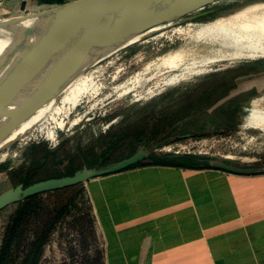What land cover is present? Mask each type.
Here are the masks:
<instances>
[{"label":"rangeland","instance_id":"rangeland-1","mask_svg":"<svg viewBox=\"0 0 264 264\" xmlns=\"http://www.w3.org/2000/svg\"><path fill=\"white\" fill-rule=\"evenodd\" d=\"M252 1L255 0L216 1L196 11L214 9L213 12L191 22L202 23L232 13ZM29 11L32 12L18 10L12 14ZM189 22L161 25L164 26L161 29L157 26L154 32L102 60L105 73L100 77L101 95L91 100L85 98L65 128L57 129L55 140L45 138L39 130L27 133L23 140L0 139V192L18 183L116 161L143 147L152 150L155 156L139 164L180 150L238 166H264V131L245 125L253 100L264 96V58L215 62L209 71L189 80L155 88L163 76L173 71L160 76L155 73L154 63L183 48L187 34L173 28L186 27ZM148 64L153 66L152 70H145L150 67ZM117 68L120 69L116 78ZM138 72H144L146 77L156 76L127 94L125 88L114 90ZM251 82V89H246ZM99 98L103 99L90 108ZM187 133L192 135L180 137ZM89 181L43 192L26 203L20 201L0 210V254L8 227L18 212L23 209V220L33 212L28 226L21 222L6 264H23L28 242L47 220L48 210H60L68 203L67 214L42 247L37 264H105L104 240L101 231L98 232ZM34 260L32 256L25 264H33Z\"/></svg>","mask_w":264,"mask_h":264},{"label":"crops","instance_id":"crops-1","mask_svg":"<svg viewBox=\"0 0 264 264\" xmlns=\"http://www.w3.org/2000/svg\"><path fill=\"white\" fill-rule=\"evenodd\" d=\"M68 1L0 0V17ZM194 156L88 182L105 264H264V172L233 173Z\"/></svg>","mask_w":264,"mask_h":264},{"label":"water","instance_id":"water-1","mask_svg":"<svg viewBox=\"0 0 264 264\" xmlns=\"http://www.w3.org/2000/svg\"><path fill=\"white\" fill-rule=\"evenodd\" d=\"M216 1L219 0H71L29 13L0 17V28L35 19L33 26L23 30L16 46L0 62V139L7 138L25 115L106 55L103 49L112 53L145 37L154 27L198 19L214 9L196 11ZM70 16H76L74 28L56 48L57 56L46 64V73L40 74L41 64L38 63L18 70L26 53L34 49L50 29ZM191 135L187 133L180 137ZM151 156H155L154 152L143 147L122 159L83 166L71 174L18 183L0 192V210L43 192L126 170ZM185 156L194 155L174 152L161 158L176 160ZM194 157L199 162L233 173L264 172V166H238L226 160Z\"/></svg>","mask_w":264,"mask_h":264},{"label":"bare ground","instance_id":"bare-ground-1","mask_svg":"<svg viewBox=\"0 0 264 264\" xmlns=\"http://www.w3.org/2000/svg\"><path fill=\"white\" fill-rule=\"evenodd\" d=\"M75 17L70 16L50 29L40 39L38 45L26 53L18 65V70L38 63L41 64L40 74L46 73V64L52 62L58 54L56 48L64 41L66 35L73 30ZM34 22L35 19H30L22 21L14 27L0 28V62L16 46L22 37L23 30L28 26H33ZM170 24L172 23L167 25ZM162 27L159 26L158 29ZM155 30L156 27L149 32ZM173 30L187 34L185 45L183 48L169 53L166 57H162L163 60L160 62L154 63L155 73L160 74V76L166 71H173L170 75L163 76V79L156 83L155 88L189 80L193 75L209 71L210 66L215 62L225 60L235 62L244 59L264 58V0L249 2L238 7L232 13L218 15L216 18L202 23L190 21L186 27L180 26L173 28ZM138 40L140 39H136V41ZM107 50L106 48L102 50L106 51V55L104 54L102 58L94 63L93 67L79 74L66 87L18 121L12 131L7 134V140L10 141L14 138L23 140L28 137L26 136L27 133L34 130L41 131L44 133V137L49 140H55L57 129L63 130L65 128L71 115L84 102V99L90 97L91 100V98H95L101 93L103 83L100 81V77L105 73V67L101 65V62L117 51L110 53L111 51ZM149 64L150 67L146 69L144 67L147 71L152 70L153 67ZM119 69L116 70L117 72L115 71L114 77L116 78ZM140 72L125 80L124 83L114 86V90L125 88L127 94L132 88L140 87L141 84L151 80L155 75L146 77L144 72ZM102 99H97L89 107H95ZM79 119L80 117L72 120L71 125L77 123ZM245 125L264 131V96L253 100V107L245 119Z\"/></svg>","mask_w":264,"mask_h":264},{"label":"trees","instance_id":"trees-1","mask_svg":"<svg viewBox=\"0 0 264 264\" xmlns=\"http://www.w3.org/2000/svg\"><path fill=\"white\" fill-rule=\"evenodd\" d=\"M174 161L173 159H158L156 158L153 162H160V163H165V162H172ZM197 162V161H196ZM194 165L196 166H204L205 164L203 163H195ZM39 194L31 196L20 203H26L27 201L31 200L34 197H37ZM68 207L69 203L63 206L60 210H48L47 215L48 218L47 220H44L42 223V226L37 229V232H35V237L33 240L28 242V245L26 247V253L24 257L23 264L27 263L29 258L34 256V262L33 264H37L38 257L41 254L42 247L44 244L48 241L51 233L56 229L58 223L62 221L64 216L68 212ZM18 217L14 218V220L10 223L5 242L3 243L2 249H1V254H0V264H6L7 258L9 257V252L11 250L12 243L14 241V238L16 236L17 230L21 225V222L24 221L25 226H28L30 224V218L33 215V212L28 213V217H25V220L22 219L23 214V209L18 212ZM41 228V229H40ZM24 232H22L23 234Z\"/></svg>","mask_w":264,"mask_h":264},{"label":"built area","instance_id":"built-area-1","mask_svg":"<svg viewBox=\"0 0 264 264\" xmlns=\"http://www.w3.org/2000/svg\"><path fill=\"white\" fill-rule=\"evenodd\" d=\"M31 12V11H30ZM176 152H181L180 150L176 151Z\"/></svg>","mask_w":264,"mask_h":264}]
</instances>
